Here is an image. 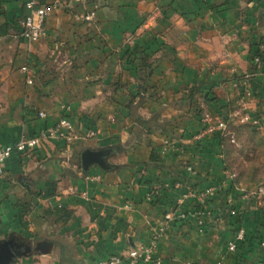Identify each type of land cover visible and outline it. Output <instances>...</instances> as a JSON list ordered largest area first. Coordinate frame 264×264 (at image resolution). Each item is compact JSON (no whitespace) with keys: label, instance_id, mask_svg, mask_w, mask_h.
Returning <instances> with one entry per match:
<instances>
[{"label":"crops","instance_id":"0c3cea01","mask_svg":"<svg viewBox=\"0 0 264 264\" xmlns=\"http://www.w3.org/2000/svg\"><path fill=\"white\" fill-rule=\"evenodd\" d=\"M26 1L0 0V27L7 25L0 34V146L56 123L61 104L77 137L48 142L26 163L17 153L7 159L0 244L14 255L8 264H95L146 243L174 204L194 213L202 206L195 198L177 203L188 186L201 190L228 178L218 138L204 131L220 110L232 106L264 127V0H87L52 12L36 42L18 35ZM88 12L92 19L83 20ZM132 46L162 52L139 60L127 88L113 85ZM48 58L61 71L54 77H47ZM142 61L153 66L148 77ZM244 81L248 99L240 96ZM150 121L166 130L148 128ZM93 152L102 155L85 166ZM50 181L55 195L39 197ZM231 196L238 215L216 217L225 201L218 191L207 199L215 214L202 232L191 215L173 220L158 243L161 264H215L222 256L225 264L264 262V198L247 199L235 187ZM57 207L70 212L67 220L57 219ZM240 227L246 235L228 253Z\"/></svg>","mask_w":264,"mask_h":264},{"label":"built area","instance_id":"2783aa9c","mask_svg":"<svg viewBox=\"0 0 264 264\" xmlns=\"http://www.w3.org/2000/svg\"><path fill=\"white\" fill-rule=\"evenodd\" d=\"M87 0H53L51 2L39 3L37 0H28L25 3L27 13L19 20L18 23V35L30 42L38 41L45 33V22L47 17L58 10L62 6H71L75 3H84ZM94 12H88L81 14L83 20H91ZM258 61V57L254 58ZM21 70L26 73L27 83L32 82V72L27 66L21 67ZM241 99H248L252 96V89L247 82H242L240 90ZM61 114L57 122L40 129L36 134L32 136H20L14 142L0 146V174L3 172L7 159L13 154L17 153L19 160L22 163H26L28 159L34 154L37 149H43L48 142L54 139H61L66 144L72 143L76 137V131L69 120L68 116L65 115L69 111L68 105L61 104L59 107ZM40 117H44V112H39ZM250 119V115L246 112L243 113L242 119ZM257 123L254 118L252 120ZM225 120L222 116L217 117L214 123H207L205 126V133L212 134L216 131L223 132L225 128ZM170 148H177L176 142L169 143ZM190 169V167H187ZM232 174L228 175V179L207 186L204 189L198 190L192 185L186 188V191L182 193L177 200L178 204H183L185 198L192 197L198 200L202 205L195 210L194 213L190 214L188 211L179 210L177 205L174 204L170 207L163 217L158 221L156 225L152 227V234L146 243L140 244L137 247L131 248L123 254H112L104 259H99L95 264H161L162 258L158 253V243L164 235L167 234L170 224L173 220L181 218L186 219L189 215L193 216L196 221L197 228L200 232L203 231L206 225V218L212 216L211 208L206 207L207 199L213 196L218 191H223L225 194L224 204L219 208L216 217L223 221L225 218L230 216L238 215V209L235 205L234 199L230 193H225L224 188L228 186ZM238 189L244 197L247 198H260L264 195V187L261 185L244 187L241 185L233 184V188ZM158 188H152L148 193V198H153L158 192ZM230 194V195H229ZM246 231L243 227L238 228L233 236L227 242V252L232 253L235 251L238 242L244 239ZM224 256L218 258L215 264H225ZM252 264H264L263 261H258Z\"/></svg>","mask_w":264,"mask_h":264},{"label":"rangeland","instance_id":"374dc122","mask_svg":"<svg viewBox=\"0 0 264 264\" xmlns=\"http://www.w3.org/2000/svg\"><path fill=\"white\" fill-rule=\"evenodd\" d=\"M154 23H156V21ZM153 40L156 41V38ZM150 42L153 41L151 40ZM162 44L164 45V43ZM163 49H165V47ZM147 50H149V54L145 53V49L142 47L132 46V51L128 56L124 57V61L116 65V67H118L115 69V73H120L122 79L119 82L115 80L113 85L127 88V83L133 81L130 80L127 75L129 74L130 77L134 75V72H136L134 70L139 60L142 58L154 60L155 57L162 52V48L158 49L155 47H149ZM58 66L59 65L50 61L49 58L48 60L46 59L44 67L48 70L47 77H54L57 71L61 72ZM41 77L42 74L37 78L36 84H39V82L41 83ZM112 98L116 100L117 96ZM121 98L122 96L120 95L119 100ZM230 107V110L228 108V110L225 111L220 110L222 114H220V116H222L226 122L223 130V166L230 174H233L232 178L236 179L237 185L244 187L261 185L264 187V127H261L258 123H254L252 121L254 120L252 116L250 119H242L243 112L234 114L232 106ZM177 150H179V147H177ZM210 211L211 215L215 214L212 209Z\"/></svg>","mask_w":264,"mask_h":264},{"label":"trees","instance_id":"16d2710c","mask_svg":"<svg viewBox=\"0 0 264 264\" xmlns=\"http://www.w3.org/2000/svg\"><path fill=\"white\" fill-rule=\"evenodd\" d=\"M6 28L7 25H3L2 27H0V34H3L6 32ZM141 66L143 67V69L145 70V75L146 77H148L151 73H152V69L153 66L152 64H148L145 61H142ZM204 101H213L215 103H217V97L214 95L208 96L206 94L202 95ZM221 114V113H220ZM222 115V114H221ZM148 126V128H155V129H161V130H166V127L163 124L158 123L157 121L153 122H147L146 124ZM211 135H214L215 137L218 138V142L219 145L221 147V152H222V148H223V132H219L216 131L214 133H212ZM224 158H222L223 161ZM233 175V174H232ZM221 181H218L217 183H220ZM233 184H237V181L235 178H232L228 184L227 187L224 188L225 193H231V191L233 190ZM56 193V182L55 181H50V182H46V187L44 190H42L40 193H38V196L41 198H46V197H50L55 195ZM53 213L55 214V216L57 217V219L61 218L62 220H67L70 216V212L65 209L64 207H57L56 209L52 210Z\"/></svg>","mask_w":264,"mask_h":264},{"label":"water","instance_id":"95a60500","mask_svg":"<svg viewBox=\"0 0 264 264\" xmlns=\"http://www.w3.org/2000/svg\"><path fill=\"white\" fill-rule=\"evenodd\" d=\"M88 155H92L93 156H100L102 155L101 152H96V153H90ZM93 159V157L91 158ZM94 160V159H93ZM84 165L86 166V162H85V159H84ZM7 244L6 243H2L0 244V264H8L12 259H13V253L7 248L6 246Z\"/></svg>","mask_w":264,"mask_h":264},{"label":"flooded vegetation","instance_id":"af4514ba","mask_svg":"<svg viewBox=\"0 0 264 264\" xmlns=\"http://www.w3.org/2000/svg\"><path fill=\"white\" fill-rule=\"evenodd\" d=\"M90 158H92L90 155L85 157V162H87L88 160H90Z\"/></svg>","mask_w":264,"mask_h":264}]
</instances>
